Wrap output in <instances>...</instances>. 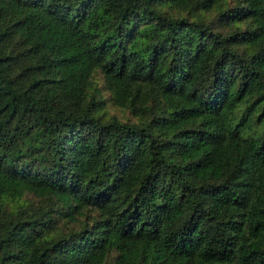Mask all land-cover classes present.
<instances>
[{
	"label": "trees",
	"instance_id": "1",
	"mask_svg": "<svg viewBox=\"0 0 264 264\" xmlns=\"http://www.w3.org/2000/svg\"><path fill=\"white\" fill-rule=\"evenodd\" d=\"M0 264H264V0H0Z\"/></svg>",
	"mask_w": 264,
	"mask_h": 264
},
{
	"label": "rangeland",
	"instance_id": "2",
	"mask_svg": "<svg viewBox=\"0 0 264 264\" xmlns=\"http://www.w3.org/2000/svg\"><path fill=\"white\" fill-rule=\"evenodd\" d=\"M108 111H109V112H116V114L119 115L120 118H122V116L125 115V112H122V111H120L119 109L114 108V107H113V108H110ZM58 225L61 226L62 228H65V227H67V226H70L69 223L65 224V222H62V221H60V222L58 223Z\"/></svg>",
	"mask_w": 264,
	"mask_h": 264
}]
</instances>
